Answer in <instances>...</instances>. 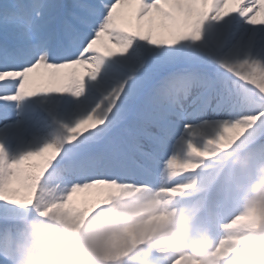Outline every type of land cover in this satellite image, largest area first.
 Returning <instances> with one entry per match:
<instances>
[{"label": "snow or ice", "instance_id": "1", "mask_svg": "<svg viewBox=\"0 0 264 264\" xmlns=\"http://www.w3.org/2000/svg\"><path fill=\"white\" fill-rule=\"evenodd\" d=\"M261 239L264 0L0 2V264H233Z\"/></svg>", "mask_w": 264, "mask_h": 264}, {"label": "clouds", "instance_id": "2", "mask_svg": "<svg viewBox=\"0 0 264 264\" xmlns=\"http://www.w3.org/2000/svg\"><path fill=\"white\" fill-rule=\"evenodd\" d=\"M62 192L59 190V186L45 187L41 184L40 197L42 204L50 203L58 200L62 196ZM136 202L135 198H131L127 201L121 202L123 206H132ZM119 222V221H117ZM164 244L171 246H183V238L179 242L172 240L162 241ZM192 251H197L200 248V244L193 243L189 245ZM17 264H101L99 258L94 256L90 252L86 251L81 245H77L75 250L69 254L61 251L59 258L53 260H43L36 262L27 256L18 260ZM233 264H264V239L253 242L249 246L247 255L243 258H238L233 261Z\"/></svg>", "mask_w": 264, "mask_h": 264}, {"label": "rangeland", "instance_id": "3", "mask_svg": "<svg viewBox=\"0 0 264 264\" xmlns=\"http://www.w3.org/2000/svg\"><path fill=\"white\" fill-rule=\"evenodd\" d=\"M0 2H3V1H0Z\"/></svg>", "mask_w": 264, "mask_h": 264}]
</instances>
